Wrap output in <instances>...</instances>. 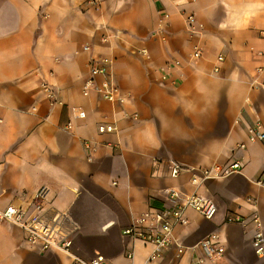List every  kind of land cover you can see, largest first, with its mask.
<instances>
[{"label": "crops", "instance_id": "0c3cea01", "mask_svg": "<svg viewBox=\"0 0 264 264\" xmlns=\"http://www.w3.org/2000/svg\"><path fill=\"white\" fill-rule=\"evenodd\" d=\"M262 30L264 0H0V209L25 208L46 188L47 209L75 230V256L147 264L152 246L123 232L170 206L168 192H197L216 216L188 211L152 264H193L214 236L225 248L218 264H264L252 245L254 216L264 230V144L247 136L249 126L264 128ZM97 58L112 60L123 104L83 95ZM103 123L116 133L99 134ZM173 162L192 171L171 178ZM232 162L240 173L193 185V170ZM237 216L242 223H228ZM0 264L77 263L5 222Z\"/></svg>", "mask_w": 264, "mask_h": 264}, {"label": "built area", "instance_id": "2783aa9c", "mask_svg": "<svg viewBox=\"0 0 264 264\" xmlns=\"http://www.w3.org/2000/svg\"><path fill=\"white\" fill-rule=\"evenodd\" d=\"M89 2L97 5L99 0H89ZM188 21L192 25L195 23V18L191 16ZM260 36L264 40V30L260 32ZM85 51H89V48L85 47ZM200 55V51H196L194 57L198 58ZM259 55L263 57L264 63V52H260ZM218 60L223 62L224 58L220 56ZM112 63V60L108 58L90 60L88 64L89 76L83 86V95L85 97L96 93L102 100L109 103L123 104L125 102V98L111 76ZM219 71V68L215 69L216 73ZM263 71L264 65L259 69L260 73ZM43 89L48 93L50 100L55 97L54 92L47 85L43 86ZM70 110L76 119H86V113L83 110L77 108H71ZM68 129H72V124L68 125ZM116 131L117 127L113 124L103 123L98 127V132L102 135L113 134ZM247 136L250 143L264 144L263 126L260 123L249 126L247 128ZM85 147L88 150L91 149L90 144L86 143ZM240 148H245V145H240ZM189 171L192 170H188L178 163L173 162L170 164L171 178H179L183 172ZM241 171L242 166L239 162L201 168L193 170L192 183L198 189L206 182L223 180ZM258 184L264 186V170L258 180ZM47 196L48 190L41 188L36 192L27 207L11 205L5 209H0V224L9 222L18 226L24 232L26 242L32 246L39 247L43 252L56 249L72 256L77 264H105L103 257L88 261L73 254L75 230L70 228L67 217L64 214L53 213L47 209ZM168 200L170 201V206L162 209H152L145 214L139 220L141 227L133 226L123 232L126 237L140 240L152 246L147 264L159 261L172 244L174 230L189 224L188 211H194L203 219L210 221L216 216L218 210L216 204L210 198L197 192L183 199L178 192L170 191L168 192ZM242 222L241 217L238 216L228 219V223ZM252 222L256 228L252 245L256 255L263 257L264 230L261 219L259 216H254ZM199 248L203 256L195 260L193 264H218L225 254V248L219 242L217 236L201 241ZM179 252L183 253L184 250L180 249ZM127 257L131 260L133 255L129 254Z\"/></svg>", "mask_w": 264, "mask_h": 264}]
</instances>
